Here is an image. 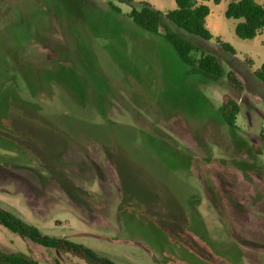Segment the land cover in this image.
Here are the masks:
<instances>
[{"label":"rangeland","instance_id":"rangeland-1","mask_svg":"<svg viewBox=\"0 0 264 264\" xmlns=\"http://www.w3.org/2000/svg\"><path fill=\"white\" fill-rule=\"evenodd\" d=\"M230 1L206 2V25L235 55L171 28L242 92L181 63L125 0H0V208L114 264H264V28L237 38ZM223 94L239 106L233 129ZM0 250L85 264L2 227Z\"/></svg>","mask_w":264,"mask_h":264},{"label":"trees","instance_id":"trees-1","mask_svg":"<svg viewBox=\"0 0 264 264\" xmlns=\"http://www.w3.org/2000/svg\"><path fill=\"white\" fill-rule=\"evenodd\" d=\"M173 1L175 8L163 12L155 9L148 2H138V5L135 6L133 0H125L130 7L127 17L140 30L160 37L171 47L176 57L184 65L195 68L198 72L213 79L225 77L226 82L233 90L242 92L243 84L233 71L224 73L215 56L199 53L195 46L190 44L184 37L178 35V33L171 28L173 27L176 30H181L204 41L214 39L222 51L235 55V50L232 46L221 41L217 37L214 38L205 26L206 17L209 15L208 6L199 3L198 0ZM205 1H211L213 4L217 5L221 0ZM112 11L118 13V10L115 8H112ZM224 17L237 21L234 26V34L241 40L254 39L264 28V7L254 0L230 1L226 5ZM244 61H246L245 64L248 69H251V62L248 57H245ZM253 75L264 84V63L253 71ZM217 111L227 127L231 129L235 128L239 106L229 94L222 95L221 103ZM84 149L86 148L80 150L87 155V150ZM90 195L95 199L94 202L98 204L101 196L96 197L94 193ZM71 204L74 208L76 202L72 201ZM76 206L75 208H78V204H76ZM0 227L18 235L25 241L56 252L59 255L81 260L86 264H114L111 260L99 255L92 249L73 243L66 238H50L43 236L39 233L37 228L26 224L20 218L1 208ZM0 264L38 263L23 253L6 254L0 250Z\"/></svg>","mask_w":264,"mask_h":264},{"label":"crops","instance_id":"crops-1","mask_svg":"<svg viewBox=\"0 0 264 264\" xmlns=\"http://www.w3.org/2000/svg\"><path fill=\"white\" fill-rule=\"evenodd\" d=\"M174 2V1H173ZM198 2L199 3H202V4H205L206 5V2H208V1H205V0H198ZM211 2V1H210ZM149 3V2H148ZM150 4V3H149ZM150 5H152V4H150ZM153 6V5H152ZM154 7V6H153ZM209 8V7H208ZM163 12H165V11H163ZM211 16V10H210V8H209V15L206 17V20H208L209 19V17ZM206 20H205V26L207 27V25H206ZM208 29V28H207ZM212 32H214V31H212ZM211 33V32H210ZM212 34V33H211ZM213 35V37L214 38H216L215 36H214V34H212ZM258 37V36H257ZM257 37H255L254 39H256ZM218 38V37H217ZM220 39V38H219ZM264 63V62H263ZM258 68V67H257ZM256 68V69H257ZM53 252V251H52ZM53 253H55V254H57L56 252H53ZM59 255V254H58ZM60 256V258H62V257H65V255L64 256H62V255H59ZM69 257V256H68ZM86 264V263H85Z\"/></svg>","mask_w":264,"mask_h":264}]
</instances>
